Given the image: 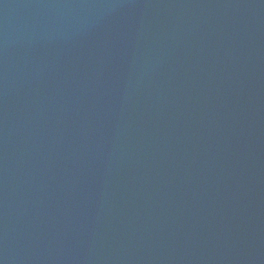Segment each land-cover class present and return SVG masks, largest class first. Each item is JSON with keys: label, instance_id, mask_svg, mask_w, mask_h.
Returning <instances> with one entry per match:
<instances>
[{"label": "water", "instance_id": "95a60500", "mask_svg": "<svg viewBox=\"0 0 264 264\" xmlns=\"http://www.w3.org/2000/svg\"><path fill=\"white\" fill-rule=\"evenodd\" d=\"M0 264H264V0H0Z\"/></svg>", "mask_w": 264, "mask_h": 264}]
</instances>
